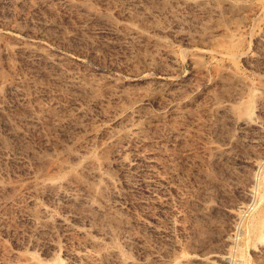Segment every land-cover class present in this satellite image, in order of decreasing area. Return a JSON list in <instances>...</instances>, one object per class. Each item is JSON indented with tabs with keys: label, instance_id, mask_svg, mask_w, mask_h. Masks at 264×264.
I'll use <instances>...</instances> for the list:
<instances>
[{
	"label": "rangeland",
	"instance_id": "374dc122",
	"mask_svg": "<svg viewBox=\"0 0 264 264\" xmlns=\"http://www.w3.org/2000/svg\"><path fill=\"white\" fill-rule=\"evenodd\" d=\"M261 220L264 0H0V264H264Z\"/></svg>",
	"mask_w": 264,
	"mask_h": 264
},
{
	"label": "bare ground",
	"instance_id": "6f19581e",
	"mask_svg": "<svg viewBox=\"0 0 264 264\" xmlns=\"http://www.w3.org/2000/svg\"><path fill=\"white\" fill-rule=\"evenodd\" d=\"M247 104V103H246ZM227 108L229 109V110H231V112L233 111L234 112V107L233 106H227ZM240 110V112L244 115V116H246L247 118H246V120L248 121V122H250V123H252V119L250 118V114H251V106L249 105V104H247V105H245L242 109H239ZM238 111V110H237ZM219 153H221V152H218L217 151V154H219ZM52 186H55L56 185V183H54V182H52V183H50ZM57 186V185H56ZM255 206V205H254ZM255 208V207H254ZM259 225H260V233L261 234H263L264 235V220H261L260 222H259ZM223 260H224V258H223ZM222 260V261H223Z\"/></svg>",
	"mask_w": 264,
	"mask_h": 264
}]
</instances>
